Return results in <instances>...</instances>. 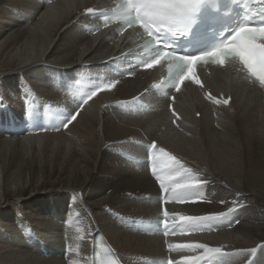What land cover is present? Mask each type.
Returning <instances> with one entry per match:
<instances>
[{"label": "bare ground", "instance_id": "6f19581e", "mask_svg": "<svg viewBox=\"0 0 264 264\" xmlns=\"http://www.w3.org/2000/svg\"><path fill=\"white\" fill-rule=\"evenodd\" d=\"M120 4L0 0V264H264V86L231 60L160 95Z\"/></svg>", "mask_w": 264, "mask_h": 264}, {"label": "snow or ice", "instance_id": "6c2138e0", "mask_svg": "<svg viewBox=\"0 0 264 264\" xmlns=\"http://www.w3.org/2000/svg\"><path fill=\"white\" fill-rule=\"evenodd\" d=\"M193 4L194 0H145L143 7L148 13H150L148 19L144 20L146 30L152 33V37L157 43L161 44L162 41L159 39V35L156 34V30L160 28V24L166 23L169 26L181 29L185 25V22L190 19L193 11L195 10ZM153 24L156 25L155 28H153ZM261 25H264V19H262L259 22V25L256 27H259ZM234 34L235 32H233L230 36L234 37ZM160 51H168L171 55H176L175 53H171V51L167 49L157 50V55H159ZM252 55L260 56L261 54L254 51ZM77 115L78 113L73 114L68 122L64 125V127H67V124L75 121L77 119ZM151 172L155 174L156 168L152 167ZM221 203H223V201ZM250 251L252 252V254H255L256 249L254 248Z\"/></svg>", "mask_w": 264, "mask_h": 264}, {"label": "clouds", "instance_id": "9594fccd", "mask_svg": "<svg viewBox=\"0 0 264 264\" xmlns=\"http://www.w3.org/2000/svg\"><path fill=\"white\" fill-rule=\"evenodd\" d=\"M264 35V25H261L259 27H248V26H244L241 27L239 29H237V32L234 34V37H231L229 39V45L232 44V41L236 40L239 37H247V36H253V35ZM224 51V49H219L216 52L211 53L212 56H219L222 52ZM242 58H244V54L240 53ZM262 55H264V53H262ZM205 57L201 56V57H193L190 58L189 60V64H191L193 61L197 60V59H204ZM245 62L247 63L248 61L245 60ZM189 72H191V68H189Z\"/></svg>", "mask_w": 264, "mask_h": 264}, {"label": "rangeland", "instance_id": "374dc122", "mask_svg": "<svg viewBox=\"0 0 264 264\" xmlns=\"http://www.w3.org/2000/svg\"><path fill=\"white\" fill-rule=\"evenodd\" d=\"M60 8H62V7H60ZM126 36V35H125ZM84 48V47H83ZM126 53H128V51L126 52ZM197 118V117H196ZM251 263V261L249 262V264Z\"/></svg>", "mask_w": 264, "mask_h": 264}]
</instances>
